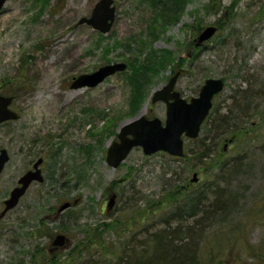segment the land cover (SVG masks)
Here are the masks:
<instances>
[{"label":"rangeland","instance_id":"1","mask_svg":"<svg viewBox=\"0 0 264 264\" xmlns=\"http://www.w3.org/2000/svg\"><path fill=\"white\" fill-rule=\"evenodd\" d=\"M96 1L6 0L0 11V93L13 96L18 113L0 125V148L9 153L0 173V210L17 178L43 158V181H32L0 218V264H40L41 253L32 255L33 247L48 249L60 232L69 242L56 247L54 264L80 256L87 260L90 254L100 259L97 264L113 263L116 245L122 248L133 231L160 217L158 201L149 205L158 198L168 202L163 180L175 173L177 183L192 187L196 172L193 186H199L211 173L207 168L236 155H242V171L228 172V185L222 187L237 203L224 219L205 225L196 240L201 247L197 264L208 261L207 247H213L215 264H246L249 248L264 253V0H183L176 15L160 10L155 0H114L115 18L105 33L78 23ZM171 4L178 6L179 0ZM209 24L217 30L204 46L194 47L192 39ZM162 50H169L171 58L159 64ZM115 61L126 68L95 86L70 87L72 76ZM178 68L182 73L175 88L187 99L197 95L205 78L225 80L199 136L184 140L188 157L163 151L145 155L134 147L117 167L108 165L107 148L124 124L139 115L164 121L165 104L150 102V96ZM235 89L247 98L242 109L230 99ZM229 106L236 118L231 119ZM223 114L226 120L214 123ZM207 136L214 142L212 153L203 161L193 158ZM113 193L116 199L106 209ZM67 200L69 207L58 210ZM238 220L242 226L229 233ZM97 226L108 228L97 233L101 241L93 235L88 246L87 235ZM35 227L39 236L30 234ZM220 231L226 233L221 239ZM78 241L83 250L74 255Z\"/></svg>","mask_w":264,"mask_h":264},{"label":"trees","instance_id":"2","mask_svg":"<svg viewBox=\"0 0 264 264\" xmlns=\"http://www.w3.org/2000/svg\"><path fill=\"white\" fill-rule=\"evenodd\" d=\"M161 1L162 0H155L158 5L162 6L160 10H166L170 12L171 15L178 14L181 11L180 9L183 8V0H179L178 6H172L171 1L173 0ZM231 33H233V30L231 31ZM231 33L229 34V36L231 35ZM222 41H224V39ZM226 41L223 42V44H221L220 46L223 47ZM161 53L158 56L159 61H161V63L159 64H162L168 58H171V52L169 50H162ZM140 84H142L141 81ZM233 92L235 93L230 95V99L233 102L237 103V107L239 109H242V102H244L247 98L244 99L245 96L243 97L242 93L241 95H238L240 93V91L238 92V89H235ZM135 97L136 99L138 98L137 95ZM229 107L230 113L227 111L226 114L229 113L232 116L231 119L236 118V110H232L231 106ZM226 114H223V116L219 117V120H215L214 123H217V121L218 123H222L223 121H225ZM215 125L216 127H220L218 124ZM218 138L219 136L216 137V139ZM210 142V137H204L201 142H199V150L193 152V158L197 157L199 160H206L203 157H208L212 153L211 148L214 145L213 141L211 143ZM262 145H264V143ZM185 156L188 157L187 154H185ZM241 164L242 155H236L231 158H226L218 163L217 166L207 168L211 171L210 175H208V177H206L199 186L195 187L193 186L194 182L191 183L192 187L187 186V182L177 183L175 181V173H172L170 176H168L162 182L165 183L163 185L164 190L167 189L165 191V197L168 202H163L160 198H158L151 200V204L150 201L148 203L150 204L149 206L151 209L153 206H155L154 201H158L159 204L157 203V206H155V208L160 209V217L158 218V220H154V222L150 226L145 224L142 229L133 231L130 235V238L127 239L126 243H124L125 241L123 242L124 246L122 248H119V246L116 245L114 248H118L119 250V253H116V255H118V258L115 262H108V264H197V261L200 260L197 255L198 251L201 250V247L196 245L197 243H195L194 245V241L192 240L193 238H196L197 234H199V236L201 237L206 232L205 225H210L211 222H218L216 219L220 221L221 219H224L225 215L231 214V210L234 209L237 200L235 197L233 201V194L228 195L226 193L225 187L228 184L224 180V178L226 177V174L228 172H232V170L234 169L236 171L232 173H236L239 170L242 171V168L240 167ZM179 185L183 186L179 187ZM222 186L225 187L223 188ZM134 194L135 193H133V195ZM169 194H171V196H169ZM237 194L238 193H236V196ZM255 200H257V197ZM257 201L252 206L253 209L256 207ZM181 212L188 213L186 215V218L179 219L177 217V215ZM249 215L251 218L255 217V215L251 212L249 213ZM176 217L179 220H177ZM244 221H246L245 218H243V222ZM113 222L118 225V222L115 219H113ZM240 223V220H238L234 225H231L229 227V233L238 230V228L242 226V223ZM158 226H160L159 229H157ZM109 227H112V223ZM106 228L108 227L103 226L101 230H98L97 226V232H95V230H92L91 233L87 235L88 246H90L92 243L93 235L98 238L99 241H101V235H98L97 233L102 234V232L105 231ZM37 233L41 234L40 232ZM139 233L142 234L143 237L138 238L137 235ZM225 234L226 233L220 231L218 237L221 239V237ZM232 237H234V235H232ZM219 240H217L216 243H218ZM236 240H233L232 243L234 244ZM79 242L80 241L76 242L75 246L72 247L73 254L74 252H77L78 255L81 254L80 252L83 250V244H80ZM215 247H218V245H216ZM39 248V245L36 244L33 247L32 255H38L41 253L42 262H40V264H54L53 261L56 260L55 253L49 255L42 247L40 249ZM206 249L208 251L209 259L205 264H215V259H213V256L215 255L213 247H207ZM23 251L25 250L23 249ZM246 251L249 256L246 257L247 260H244L243 262H246V264H264V253L258 250V248H249ZM70 253L71 251L69 252V254ZM90 255L91 257H88L87 260L85 258H81L80 256L76 258V261H73L77 262V264H92L89 262V260L93 261L94 264H97L100 261L99 258L97 259L94 258L92 254ZM74 262H69V264H73ZM100 263L103 264L104 262Z\"/></svg>","mask_w":264,"mask_h":264},{"label":"water","instance_id":"3","mask_svg":"<svg viewBox=\"0 0 264 264\" xmlns=\"http://www.w3.org/2000/svg\"><path fill=\"white\" fill-rule=\"evenodd\" d=\"M5 0H0V8ZM113 0H97L89 16H82L78 22L86 23L101 32L109 30L114 16L115 6ZM215 26H205L197 37V44L209 38L215 31ZM126 64L124 62H113L99 66L96 70L88 73H82L73 78L71 87L93 86L102 81L107 75L118 70H123ZM178 72L175 73L162 88L157 89L152 101L163 100L166 103V119L162 125L161 120L157 117L148 119L141 115L138 118L124 124L118 134V140L112 142L107 149L106 160L108 164L116 167L127 155L133 146H141L146 154L157 150H164L172 155L183 154V138L196 137L198 135L200 124L207 116L212 105V96L222 89L223 80L221 78H207L201 86L199 95L192 97L190 101L180 98L177 91L173 89ZM12 100L11 96L0 95V122L6 119L16 118L17 113L9 108ZM8 159V153L5 148L0 149V172L4 163ZM39 162V161H38ZM36 162L34 167L37 166ZM195 173L193 180L196 179ZM33 179H41L39 170H29L19 178L21 185L15 186L10 191V196L4 203L5 207L2 212L14 206L20 195L25 191L29 182ZM114 195L109 198L108 207L112 205ZM66 202L60 206V209L66 207ZM66 237L62 233L54 236L51 244L63 245Z\"/></svg>","mask_w":264,"mask_h":264},{"label":"flooded vegetation","instance_id":"4","mask_svg":"<svg viewBox=\"0 0 264 264\" xmlns=\"http://www.w3.org/2000/svg\"><path fill=\"white\" fill-rule=\"evenodd\" d=\"M9 196V192H8V195H7V197ZM22 196V195H21ZM7 197H5V198H3L2 199V201H1V210H0V216H3L4 214H2L1 215V211H2V209L4 208V200L7 198ZM20 199V198H19ZM18 202H19V200H18ZM18 204V203H17ZM6 212V211H5ZM4 212V213H5ZM6 214V213H5ZM45 225V223L44 222H42V225ZM36 226L38 227V228H40V226H39V224L36 222ZM37 227H35V228H32V230H31V235H35V236H39L40 234L39 233H37L38 232V228ZM24 246V245H23ZM54 247H51L50 246V243H49V247H48V249H46V248H44V250L50 255L52 252H54V249H53ZM23 249H25L24 247H23Z\"/></svg>","mask_w":264,"mask_h":264},{"label":"bare ground","instance_id":"5","mask_svg":"<svg viewBox=\"0 0 264 264\" xmlns=\"http://www.w3.org/2000/svg\"><path fill=\"white\" fill-rule=\"evenodd\" d=\"M188 213L187 212H181V213H179L178 215H177V217L180 219V218H186V215H187ZM176 217V219L177 220H179L178 218ZM200 232V231H199ZM198 236H199V234H197L196 235V238H193V240L192 241H194V245H195V243H196V240L198 239Z\"/></svg>","mask_w":264,"mask_h":264}]
</instances>
